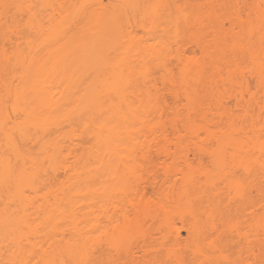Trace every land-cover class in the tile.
I'll list each match as a JSON object with an SVG mask.
<instances>
[{
  "label": "rangeland",
  "instance_id": "rangeland-1",
  "mask_svg": "<svg viewBox=\"0 0 264 264\" xmlns=\"http://www.w3.org/2000/svg\"><path fill=\"white\" fill-rule=\"evenodd\" d=\"M102 1L106 2L108 0ZM163 1L165 0L161 2ZM167 2L172 4L170 6L171 12L167 15V18H164V16L159 18L160 20L157 18V21L153 24L150 23V17L137 14L133 17L131 12H128V32L139 37L143 36L148 49L146 50L148 55L146 54L145 70L142 72L143 77L140 78L138 85H133L130 82L128 91H130L129 94L131 96L137 87H141L152 99L149 104L152 108L149 115L145 117L147 125H136V131L132 135L134 138L133 142L139 144L138 147H146L147 151L144 153V157L136 159L138 166L134 175L137 176L138 180L131 182L132 180L129 179L128 181V202L125 196L124 199L122 198V194H127L126 190L125 193L121 194L118 193L119 190H117V194L111 190L112 195H120L116 197L111 195L112 197L109 196L103 202H99L102 199H98L99 196L97 195L100 193V196L103 195L104 198H107L108 195L105 197L100 190L99 193L96 191L97 197L95 196L94 198L97 199H91L95 195V191L93 196H90L92 193L90 191L91 193L88 192L90 197L86 192V198H84L86 195L80 194V196H84V199L81 197L82 200L79 195L78 198L76 197L77 195H74L76 197L74 203L71 199L70 209L76 207L73 204L78 203L77 208L79 211L76 214L69 212L67 214H55L57 207H54L56 204L54 202L58 200V196L63 199V203L56 204L57 206L59 205V209L57 208L58 212L61 209L62 211L66 208L69 209L70 205L67 206L69 204L68 201L73 195L71 196L70 194L67 199L65 194L59 195V192L62 193L64 190L62 191L61 188L65 184L68 185L70 183L71 173L68 165L71 164L72 160L74 161V155L81 151L80 148L83 145H88L86 134H81L82 131L76 128L79 125L77 126L75 122L74 125L70 121H66L72 127L76 126L74 127L76 131L73 132V136L80 131V134L76 135L75 140L73 139L74 137L72 138L78 145H74V143L70 146L74 141L68 137L69 134L72 136V133L67 131L74 129L68 124L71 129L67 128L66 132H62L67 134H65L66 137L63 135L65 139L60 137L61 131L58 132V141L60 139V141L63 140L60 147L62 148L64 141L67 143L64 144L66 147L64 146L65 149L63 148L64 151L60 154L62 157L58 156V159L59 157L62 158L61 160L59 159L60 161L58 160L60 165L56 161V166L54 164L55 161L52 159V163L49 158L48 160L52 164L49 166L54 167L51 170L53 172L48 170L49 173L46 169L44 171H47L52 178L47 175V172L44 175V171L42 173L43 176H41L44 179L47 175L48 183H50L47 190L50 195L45 188L43 190L48 193V195L45 194V196H48L46 198L48 201L46 200V202L51 204V208L48 207L49 204L44 202L47 207L45 206L43 209L50 208L53 210L55 208L53 213L48 210L50 213L46 211L48 214L45 215L42 212V207H40L41 211L39 210L42 214L36 210L37 208L39 209V204L42 203L43 205V199H45L44 196L40 195L41 192L43 194L45 192L39 191L42 187L41 185H44L42 180V184H39L40 180L37 183L40 185L39 187L37 184H35L36 187L28 186V190L30 188L38 190L40 188L39 192L34 189L39 198H35L36 193L34 197L32 196V200L24 197L26 202L22 203H28L26 207H30V211L23 204L25 209L29 211L28 213L25 210L28 214L23 213V215L13 211L15 210L13 207H16L14 205H16L15 199L17 197L15 196L16 194L13 195L16 198L10 197L12 196V194L9 195L10 193H8L11 190V187H9L10 183L7 184V181L5 182L6 184L0 185L2 197L4 198L5 194L9 196V198H4L5 200L2 198V202L7 200L6 205L1 204L0 198V206H5L4 209L9 211L7 215H0V264H42V262L44 264L49 259L51 262H46V264H133V262H130L133 259L134 262L138 263L140 261L139 263L141 264V250L136 249L138 248L136 243L138 241V243H141L142 241V228H138V226L141 227L142 221L140 218H147L142 219L144 225L145 220H147L144 227H147V224L155 226V231L151 232L149 239L152 246L155 248L158 245L161 246L159 243L164 242L163 235L164 237L168 235L170 238L169 232L173 230V227H179V224H182L181 221L179 222V220H182L179 219L181 218L180 214H184V217L185 214L189 216V209L185 208L187 205H179L175 198L182 188L179 183L181 173L185 175L191 171L200 180L199 190L196 191L198 195L195 196L194 205L191 209L193 212H197L200 224L210 229V233L205 236V241L214 240L215 242H221L224 235L230 233L242 241L240 244L241 248H243L245 244L244 233L253 229L258 235L256 254L259 257L255 264H264V104L256 102L257 98H264V0H167ZM217 2H220L222 6H214L217 5ZM231 18L233 22L230 21ZM215 31L221 33V41L224 42V45L229 44L230 47H225L222 50L223 58H220L221 56L217 54L219 57L217 56L214 60H211V58H204L199 46L202 45L203 41L211 40ZM257 36L259 40H257L256 44ZM136 56L138 57V55ZM4 91H0L2 96ZM5 95L7 96V94ZM6 96L3 98L0 96V104L5 107L6 111L3 112L8 114L9 123H11L10 120L13 123H17L14 119L17 118L19 120L20 112L16 114L19 109L15 108V116L11 110L13 96ZM134 97L135 95L132 96V98ZM12 109L14 110V107ZM3 112L0 113V116H2ZM190 112H192L193 116L190 122L187 123L186 117ZM1 118L4 119L3 116ZM72 118L75 120L74 117ZM62 122L65 123V121ZM9 123L1 124L5 126ZM67 123H65L66 127ZM58 124L56 127H58ZM65 126L64 128H66ZM4 129L9 130L7 128ZM26 129L29 130V126ZM80 129L82 130L81 127ZM33 133L35 132L33 131ZM9 134L7 137L10 138L11 134L16 136L18 133L16 132L15 135L14 133ZM52 136L54 137V135ZM30 137L32 138V136ZM0 138H2L0 139V149H3L2 152L5 154L3 155L2 153L0 156L5 158L6 155H9L7 160H10L12 154L9 151H12V149H9V142V146L5 144L3 133ZM46 138L48 139L47 134ZM52 138L49 139L52 140ZM69 139L72 140V143H70ZM17 140L20 139L18 138ZM29 140L32 139L29 138ZM21 142H23L22 139L19 144ZM26 144L28 145V143ZM37 144L40 146L39 143ZM59 144L61 143L59 142ZM31 145L33 146V142ZM19 146L22 147L24 144ZM38 146L35 147L34 145L35 148H38ZM34 147L32 149L35 151ZM61 148L60 150H63ZM66 148L70 150L66 151ZM159 148L167 149L169 154L164 155L157 152ZM47 149L45 148V150ZM240 149L249 151L250 160ZM40 151L37 154L39 153L41 157L40 154L44 150L41 153ZM36 152H33L35 154L33 156L37 155ZM51 152L53 153L51 150L50 153L47 151L48 154H51ZM57 152L56 155L58 154ZM45 154H42L43 157ZM46 157H44V163L48 161H46ZM186 162L192 164L191 171H186ZM49 166H46L47 169ZM246 167L256 170L259 182L258 190L253 189L251 191L250 200L252 199V201L243 202L239 206L238 211H226V206L224 210L228 213L223 214L221 212L223 209L218 210L221 214L214 209L215 205H210L213 200H216L215 192H220L229 201L236 202L240 197L238 186L229 180L233 181L235 179L234 175H242L243 168ZM54 169H56L55 172ZM165 171L172 175L171 177L176 178V183L173 185H161L158 183L156 185L155 183L149 184L147 182L153 175H156L157 178L163 177ZM49 178H51V181ZM106 179L110 178L106 177ZM110 180L106 183L109 184ZM216 180L218 181L216 182ZM63 183L64 185L60 186ZM135 183L137 186H135ZM111 184L112 182L109 186ZM93 185L99 186L100 182ZM70 186L68 185V188ZM24 188L25 190H23L27 191V187ZM63 189H67V187ZM138 190L143 192V196L137 193ZM113 191L115 192V189ZM4 192L6 193L4 194ZM12 192L14 193L15 190ZM21 195L22 198L25 194ZM27 195L30 196L31 194L28 192ZM10 198H14L15 204ZM77 199L78 202L76 201ZM66 200L68 201L65 208L64 201L66 202ZM18 204H20V201ZM18 204L17 208L19 207ZM159 204H164V206L160 208ZM34 205H36L35 208L33 207ZM60 205L63 207H60ZM52 207L54 208L52 209ZM174 207L180 209L176 211ZM19 210L16 209V211ZM31 210H36L38 213L36 212L35 214ZM142 210L144 211L140 212ZM145 211L149 214L147 215ZM251 211L256 214V219L254 223L248 224ZM151 214L154 216V218H152L153 216L151 217L152 219L149 218ZM136 216H141L140 218L137 217L139 218L137 225L134 220ZM128 224L130 227L136 226L138 229L127 230ZM156 227L159 230H156ZM187 232L188 230L181 228V245L184 244V240L190 241ZM224 241L227 242L228 247L225 244V247L221 245L222 248L218 245V249L216 248L214 253L211 254V257L214 258L212 262L220 264L226 263L228 260H234L236 264H243L246 256L244 249H240L239 253L237 251L239 247L238 249L235 247L230 237ZM64 243H67L65 245L70 248V254L66 250L67 247L63 246ZM128 244L131 247V251L130 249L128 251ZM60 246L62 247L61 249ZM126 246L127 248L124 249ZM155 248L153 249L152 247L153 250ZM129 254L132 255V260H130ZM168 257V259L164 258V261H161V258L158 261L160 264H180L173 261V259L170 260V257L172 258L173 256L170 255ZM201 260L199 263L196 260L197 263L195 261L193 263L204 264ZM158 261L157 263H159ZM205 264L207 263L205 262Z\"/></svg>",
  "mask_w": 264,
  "mask_h": 264
},
{
  "label": "bare ground",
  "instance_id": "bare-ground-1",
  "mask_svg": "<svg viewBox=\"0 0 264 264\" xmlns=\"http://www.w3.org/2000/svg\"><path fill=\"white\" fill-rule=\"evenodd\" d=\"M161 1L162 0H108L106 2H103L102 0H0V91L2 92V90H5L3 96L0 92V96L3 98L6 96L5 94H7L6 97L12 95V108L14 107V110L12 108L11 110L14 113L15 108H17L19 111L15 113L18 114V112H20L21 114H19V120L17 118L14 119L17 123L19 121L18 124L15 122L13 123L12 120H10L11 123H9V120L7 119L9 116H7V113H4L6 112L5 107H2V104H0V107L2 108L0 113L4 111L2 114L4 119L0 116V132L1 134H4L5 144L8 145L9 142V149H12V151H9L12 154H10V160L12 161L7 160L9 159V155H6L5 158L4 156H0V185H4L7 181V184L10 183L12 185L9 184L11 190L10 192L8 191V193H10L9 195L12 194L10 197H14V194H16L15 196L17 197H14L16 198V205H14V198H10L14 203L11 204L16 206L13 207L15 209L13 211L18 212L19 215L27 213L26 211H28L30 207H26L28 206V203H22L26 202L25 198L27 197L32 200V196L34 197L35 193V198H39L37 192H45V190L47 191L49 189L48 185L50 183H48L47 177L50 175V172L48 170L51 171L54 167L49 166L52 164L48 159L50 158L52 163L55 161L54 164L56 166L57 164L60 165L58 160L62 159L60 158L62 157L60 154L64 151V146L66 147L64 144H67L66 141H64L65 143L62 148L60 147L63 140L60 141V139L58 141V132L61 131L60 133L62 135L60 134V137L65 139L67 134L65 133V135L63 133L67 131V128L69 129L71 127L74 129L76 126L72 127L71 125L74 124V122L75 124L77 123V126L79 125L76 127L77 130L82 131L81 134H86L88 137V145H81V151L74 155V161L72 160L71 164L69 163L70 165H68L70 167L67 166L71 173V178L69 180L70 183L68 185L71 186L68 188V185L65 184L63 188L67 187V189L61 188L62 191L64 190L62 192L63 194L59 192V195L65 194L66 198H69L71 194L74 199L70 197L69 201H64L65 205H63L65 208L68 201L69 204L67 206L70 205L68 207L69 209L66 208V210L64 208L65 210L62 211L60 208L61 210L58 212L59 205L57 206L56 204L63 203V199L60 198L61 196L59 197L57 193L59 198L57 197L58 200L55 199L56 201L54 202V204L56 203L54 207H57L58 209L56 208L55 210V208L52 207V209H54L51 210V204L46 202L49 192L47 191L48 193L45 192L44 194L41 192L42 194L40 193V195L45 197V199H43V205L44 202H46L45 204H49L48 207L50 208L43 209L46 205L43 206L41 203L39 206L37 205L39 209L37 208L36 210L41 214L44 212L45 215L50 213L49 211H52L51 213H53L54 210L57 215L58 213L67 214L68 212L76 214L79 211L77 208L78 203L73 204V206H76L74 207L75 209L73 207L70 209L72 200L74 203L75 198H78L80 194L86 195L85 197L80 196V199L81 197L86 198L90 191L92 193L95 191V195L94 193H89L90 196L94 195L91 199H97L94 197L97 195V192H100V190L105 197L106 195L108 196L107 198H104V196H100L99 193V195H97L99 196L98 199H102L101 201L99 200V202L108 199V197L112 195V192L117 194V190L122 191H118L120 194L123 192L125 193L126 190L127 194H122V198L124 199L125 196V199L128 202V181L129 179L132 180L131 182L138 180L137 176L134 175L138 166L136 159L138 157H144V153L147 151L146 147H138L139 144L133 142L134 138L132 135L136 131V125H147L145 117L149 115L152 108L149 105L150 100H152L150 95H148L141 87H137L136 91L131 96L129 94L130 91H128L130 82L133 85H138L140 78L143 77L142 72L145 70L146 66V54L148 55L146 52L148 49L146 48L143 36L139 37L128 32V12H131L133 17H135V14L139 16H147L148 18L150 17V23L153 24L157 21V18L158 20L163 16L164 18H167V15L171 12L170 6L172 4H169L167 0L163 2ZM218 3L220 2H217V5L214 6H222L221 3L219 5ZM161 10L162 14L160 13ZM230 21L233 22V19L231 18ZM212 36L211 40L206 42L203 41L202 45L199 46L200 50L204 55V58H211V60H214L218 55L221 56L220 58H223L222 50L225 47H230V45H224V42L221 41V33L215 31ZM257 40H259L258 36L256 38V44ZM136 55H138V57ZM134 95L135 97L132 98ZM256 102H262L264 104V98L261 99L259 97L256 99ZM14 104L17 107L13 106ZM192 116L193 114L190 112L186 117L187 123L190 122ZM72 117H74L75 120ZM60 120L65 121V123L70 121L71 124L67 123L66 127L65 123ZM4 121L9 124H6L5 126L2 125L6 123ZM59 121L62 122V124H60ZM57 124L58 127L60 125L61 128L56 127ZM63 124L66 128H64ZM68 124L70 127H68ZM28 126L29 130L26 129ZM4 128L9 130H5ZM12 128L15 129L18 134H16L15 130ZM76 128L67 131L68 133H72V136H70V134L68 135L69 138L72 139L74 137L73 139L75 140L76 135L78 136V134H80V131H78L79 133H76L75 136H73V132L76 131ZM33 131L35 133H33ZM9 133H14L16 136L11 134L9 138L7 137V135H10ZM36 133L38 134L36 135ZM46 134L48 139H45ZM51 134L54 135V137ZM63 135H65V137ZM30 136H32V138ZM18 138L20 140H17ZM29 138L32 140H29ZM49 138H52V140ZM21 139L23 141L21 144H24L22 147L19 146L21 145L19 144ZM72 140H70V143H72ZM24 142L28 143V145ZM32 142L33 146L31 145ZM59 142L61 144H59ZM37 143H39L40 146H38ZM74 143L75 141L70 144V146ZM34 145L35 147L38 146V148H40H35ZM68 145L67 147L70 148ZM74 145H78L77 142ZM33 147L36 150L38 149L37 152H39L41 148V151L44 150L43 153L40 151L41 157L39 156V153L37 154L36 150L34 151L32 149ZM45 148H51L50 150L53 151V153L51 152V154H48L47 151L50 153V150H45ZM60 148L64 149L60 150ZM0 150V155H2L3 149ZM68 150L70 149L66 148V151ZM240 150L242 153H245V156L250 160L249 151L244 149ZM56 151H58L57 155ZM33 152H36L38 156H33L35 155ZM157 152L164 155L169 154V151L164 148H159ZM42 154H45L44 157L47 156L46 161H48L46 163H44L45 158ZM3 155L5 154L3 153ZM58 156H60L59 159ZM55 157L57 160H55ZM45 165L49 166V168L47 169ZM185 165V167H187L186 171H191L192 164L186 162ZM44 169L49 173L44 171ZM243 169L242 175H234L235 179L233 181L229 180L230 182L237 184L238 193L240 194L239 199L236 202L229 201L222 195V193L215 192L216 200H213L210 203L211 206L215 205L214 209L217 211L223 209V211H221L223 214L228 213L226 211L232 212V210L236 212L239 210V206L242 205L243 202L248 203L252 201V199L250 200L251 191L253 189L258 190L259 188L257 172L254 168L246 167ZM55 170L56 169H54V172ZM46 172L48 173V176L46 175L44 180L41 176H43V174L45 175ZM164 174L165 175L161 178H157L156 175H153L147 182L149 184L155 183L156 185H158V183L161 185H173L176 183V178L171 177L172 175L168 174L166 171ZM106 177L111 180L106 179ZM51 178H49V180ZM198 179L192 171L185 175L184 173H181L179 183L182 188L175 199H177L176 202L179 205H187L185 208L189 209L188 214L190 217L186 214L184 217V214L180 212L183 214H180L181 218H179L182 219L179 220L182 224H179V227H173V230L169 232L170 238L168 235H166L167 237H164L163 235L164 242L159 243L162 247L158 245V247L155 248L149 240L151 232L155 231V226L147 224V227H144L147 220H145V225L143 220L147 218H140L141 216H136L134 218L136 225L139 222V218L142 221H140L141 227L138 226L139 229L142 228V241L141 243H138L139 241L137 242L138 244L136 243V246L138 247L136 249L141 250V264H160L158 261L160 258L161 261H164V258L166 259L170 255L173 256L172 258L170 257V260L173 259V261L180 264H190L195 260L199 263L201 259V262L204 264L205 262L207 264H214V261L212 262L214 258L211 257V254L214 253L216 248L218 249L219 246L221 247V245L222 247H228L226 244L227 242L224 240H227L229 237L235 247H237V249L239 247V250H237L238 252L241 251L240 249H244L246 256L243 264L256 263L259 257L256 254L258 235L253 229L247 230L244 233L245 244L243 245V248H241L242 246L240 244L242 241L230 233L224 235L221 242H215L214 240L210 242L205 241V236L210 233V229L200 224L197 212H193L191 209L194 205L193 200L195 199V196L198 195L196 193V191L199 190L200 180ZM41 180L45 186L41 185L44 187H41L40 189L38 187L40 186L39 184L41 183ZM108 180L112 182L110 186L109 184L111 182L109 184L106 183ZM38 181L39 184H37ZM217 181L218 180H216V182ZM98 182H100L99 186H92V184ZM35 184L38 185L37 188L38 190L40 189L39 191L36 188H30L32 186L36 187ZM62 185H64V183L60 186ZM28 186H30L29 190L32 191L33 189L32 193L34 192V194L30 193L31 191L28 190ZM135 186H137L136 183ZM24 187H27V191H24ZM44 188L45 190H43ZM12 189L15 190L16 193H13ZM34 189L37 192H35ZM114 189L115 192L113 191ZM111 190L112 192H110ZM28 192L31 194L30 196L27 195ZM5 193L6 192H4V194ZM20 193H24L25 195L21 198L22 195ZM137 193L143 196V192L138 190ZM45 194L47 195L45 196ZM0 195L1 204L3 203V205H6L7 200L6 202L2 201L5 200L4 198H9V196H6L7 194H5L3 198V194ZM74 195L77 196L75 197ZM118 195H115V197ZM17 199H19L20 204H18L19 201H17ZM76 201L78 202V199ZM230 202H232L233 205ZM17 204L19 206L18 208ZM23 204L28 210L25 209ZM2 206H0V215L4 216L9 214V211L4 209L5 206ZM61 206L62 205H60V207ZM158 206L162 208L164 204H159ZM33 207L35 208L36 205ZM40 207H42V212H40ZM174 208L176 211L180 209L177 207ZM16 209L19 211H16ZM36 210H34L35 212L31 211L36 214ZM46 211L48 213H46ZM143 211L144 210L140 212ZM146 214L148 215L149 213L146 212ZM152 216V214L149 215V218H154V216ZM248 219V224L254 223L256 219L254 211L249 213ZM127 226V230L138 229L136 226L130 227L129 224ZM181 228H185L186 231L188 230L187 233L190 237V241L188 242L187 240H184L183 245H181L182 240H180ZM156 230H159V228L156 227ZM65 244L67 243H64L63 246ZM65 246L67 247V245ZM152 247L153 249L155 248V250H153ZM61 248L62 247L60 246V249ZM126 248L127 246L124 249ZM130 248L131 247L128 248V251ZM69 249V247L66 248L68 253L70 252ZM129 256L131 257L132 255L129 254ZM130 260H132V257ZM133 260L130 262H133V264H140V261H138V263L135 261V263ZM49 261L51 262L50 259ZM49 261L46 260L44 264ZM157 261L159 263H157ZM196 261L195 263H197ZM220 264L236 263L234 260H228V262Z\"/></svg>",
  "mask_w": 264,
  "mask_h": 264
}]
</instances>
